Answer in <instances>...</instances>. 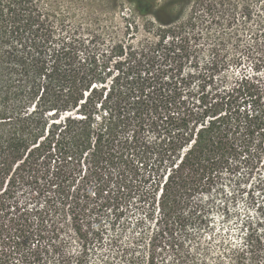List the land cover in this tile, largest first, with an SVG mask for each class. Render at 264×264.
<instances>
[{
	"label": "trees",
	"instance_id": "trees-1",
	"mask_svg": "<svg viewBox=\"0 0 264 264\" xmlns=\"http://www.w3.org/2000/svg\"><path fill=\"white\" fill-rule=\"evenodd\" d=\"M123 1L130 12L115 15L73 0H0V264H89L110 207V228L155 217L178 264H197L183 248L190 227L207 229L203 205L228 218L264 168V40L247 55L251 71L228 81L219 74L240 57L215 44L200 65L195 1L184 19L181 0ZM130 200L139 216L120 222ZM69 202L88 217L65 254L50 216ZM239 227L244 264H260L261 237L247 219ZM118 232L94 264L112 253L133 262Z\"/></svg>",
	"mask_w": 264,
	"mask_h": 264
},
{
	"label": "rangeland",
	"instance_id": "rangeland-1",
	"mask_svg": "<svg viewBox=\"0 0 264 264\" xmlns=\"http://www.w3.org/2000/svg\"><path fill=\"white\" fill-rule=\"evenodd\" d=\"M168 1L157 0V3ZM194 1L197 8L200 9L197 12V17L202 15L197 18L195 25V30L201 32L198 41L200 65H203V62L211 59L216 53L211 49L213 45L217 44L219 49L217 54L227 59L240 57L241 60L239 65L228 62L226 68H223L219 75L226 76L230 81L237 73L251 71L252 62L247 58V55L256 40H264V0H203V2L181 0L173 6L176 15H181L179 19H184ZM63 2L69 4L68 1ZM73 2L96 10L113 11L115 15H121V12L129 13L131 9V5L123 0H73ZM137 20L140 23L143 21L141 17ZM219 75H216L217 79L221 78ZM224 187L226 191H231L230 185ZM246 193H250L251 196L245 195ZM74 204L76 202H72L71 206L70 202L64 206L60 205V208L50 216V222L55 224L57 230L56 240L60 242L61 252L65 254H71L77 249L79 240L75 229L79 223H86L88 217L81 210H78V215L75 216L73 209L71 210ZM123 208L125 213L120 222L125 220L132 222L139 216L135 204L131 200ZM113 212L114 210L110 207L100 213L102 224L108 231H105L103 235V247L98 248L96 252L102 253L104 256L109 255L112 250L106 243L111 234L119 230V246H127L129 254L135 257L131 264H147L152 256L153 262L157 264L181 263L175 260V252L167 244L165 238L156 236L158 224L155 217L145 220L144 224L136 230L131 227L120 230V224L112 229L108 223ZM230 213L231 215L225 218L221 212L215 209L211 212V216L219 221L218 226L221 228L214 234L210 233L208 228L198 230L190 227L188 229L190 237H195V239L186 242L183 251L197 257V264L203 261V252H206L205 261L207 264H244L246 262L241 254L243 231L239 226L242 220L247 219L252 222L256 233L261 237L262 246H260L261 256L259 259L260 264H264V168H256L253 175L242 183L237 199L230 205ZM221 216L224 217L223 220L220 219ZM209 235H213L211 242L208 241ZM95 253L89 255V264L97 262L98 256L95 257ZM112 255L113 257H109L112 264H123L122 259L117 258L115 253Z\"/></svg>",
	"mask_w": 264,
	"mask_h": 264
},
{
	"label": "snow or ice",
	"instance_id": "snow-or-ice-1",
	"mask_svg": "<svg viewBox=\"0 0 264 264\" xmlns=\"http://www.w3.org/2000/svg\"><path fill=\"white\" fill-rule=\"evenodd\" d=\"M208 198L205 197V200H207ZM227 199V198H226ZM219 205L218 204H214L212 201H209L208 203H205L203 205V211L205 213V218H206V224H207V228L208 231L210 233H216L219 232L221 230V228L218 226L219 225V221L215 220L212 216H211V212L214 209H219ZM219 214V213H218ZM221 220L224 219L223 216L220 217ZM209 221H211V223H208ZM226 230V229H224ZM213 240V235H209L208 236V241L211 242Z\"/></svg>",
	"mask_w": 264,
	"mask_h": 264
}]
</instances>
